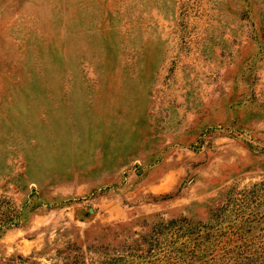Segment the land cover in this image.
<instances>
[{
	"label": "rangeland",
	"instance_id": "obj_1",
	"mask_svg": "<svg viewBox=\"0 0 264 264\" xmlns=\"http://www.w3.org/2000/svg\"><path fill=\"white\" fill-rule=\"evenodd\" d=\"M262 179L264 0H0V264H120Z\"/></svg>",
	"mask_w": 264,
	"mask_h": 264
},
{
	"label": "trees",
	"instance_id": "obj_2",
	"mask_svg": "<svg viewBox=\"0 0 264 264\" xmlns=\"http://www.w3.org/2000/svg\"><path fill=\"white\" fill-rule=\"evenodd\" d=\"M253 185L241 197L232 195L216 207L207 221L160 222L143 236L144 246L137 241L126 245L125 253L115 260L120 264H264V179ZM110 262L108 258L99 264ZM73 263H79L77 255L66 264Z\"/></svg>",
	"mask_w": 264,
	"mask_h": 264
}]
</instances>
